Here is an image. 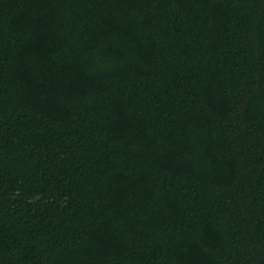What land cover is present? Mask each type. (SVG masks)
<instances>
[{
	"label": "trees",
	"instance_id": "16d2710c",
	"mask_svg": "<svg viewBox=\"0 0 264 264\" xmlns=\"http://www.w3.org/2000/svg\"><path fill=\"white\" fill-rule=\"evenodd\" d=\"M0 264H264V0H0Z\"/></svg>",
	"mask_w": 264,
	"mask_h": 264
}]
</instances>
